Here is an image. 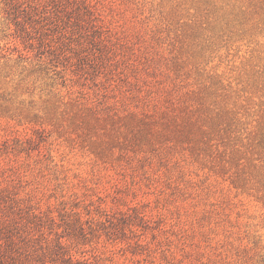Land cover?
Masks as SVG:
<instances>
[{
    "label": "rangeland",
    "instance_id": "obj_1",
    "mask_svg": "<svg viewBox=\"0 0 264 264\" xmlns=\"http://www.w3.org/2000/svg\"><path fill=\"white\" fill-rule=\"evenodd\" d=\"M94 3L115 32L116 57L124 55L107 66L118 82L108 90L103 75L82 74L86 65L72 52L71 62H59L72 78L64 83L47 45L38 46L33 31L27 39L0 0L2 187L14 186L25 216H57L75 194L116 184L163 227L160 240L184 255L179 264H264V0ZM125 74L160 101L138 103L134 96L145 92L125 87ZM95 92L126 114L148 108L184 117L191 135L157 137L152 126L135 143H113L105 130L87 129L92 121L79 102ZM33 227L53 236L49 221Z\"/></svg>",
    "mask_w": 264,
    "mask_h": 264
},
{
    "label": "trees",
    "instance_id": "obj_2",
    "mask_svg": "<svg viewBox=\"0 0 264 264\" xmlns=\"http://www.w3.org/2000/svg\"><path fill=\"white\" fill-rule=\"evenodd\" d=\"M1 1L19 29L27 32V39L31 38L28 36L33 31L38 46L47 45L50 53L48 62L64 83L72 81V78L62 75L60 67L64 65L59 62H71L69 52H72L78 61L86 65L82 74L91 70L94 76L103 75L102 81L107 83V90L118 85V82L114 83L112 68L109 70L107 66L110 63L109 66L113 67L116 62L123 61L124 55L121 54V59L116 57L117 48L112 45L115 32L101 19L94 0ZM74 37L79 42L72 51L68 42ZM51 42L55 44L50 45ZM28 44H34L33 39ZM125 76V87L128 83L137 93L145 92L134 96L139 99L136 100L138 103L157 104L160 101L151 89L150 92L149 89L141 90L136 79L130 81L127 74ZM106 94H103L104 98ZM104 100L95 92L84 96L79 104L87 119L89 117L92 121L86 123L87 129L94 132L105 130L103 133L112 138L113 143H135L137 134L148 132L152 126L157 127V137H166L171 130L186 137L191 135L188 120L178 118L168 110L162 109L157 113L147 107L144 110L132 108L126 114L116 102ZM159 122L161 125L158 126ZM151 131H155V127ZM121 135H124L123 139H120ZM145 137L146 142L155 138L153 133ZM123 157L131 155L123 153ZM13 187L11 184L2 187L0 180V264H179L184 257L172 250L170 244H163L160 240L163 227L154 226L153 217L139 203H132L117 194L114 189L116 184L97 187L83 197L75 194L68 204L57 209V216L40 209L37 212L29 209L25 216L21 212V198L17 197ZM29 216L36 219L30 220ZM48 221L53 225L50 227L53 236L49 238L41 232L46 227H33ZM164 238L170 239L167 235ZM88 245L90 249H87ZM180 245L178 251L185 254V244L181 242Z\"/></svg>",
    "mask_w": 264,
    "mask_h": 264
}]
</instances>
